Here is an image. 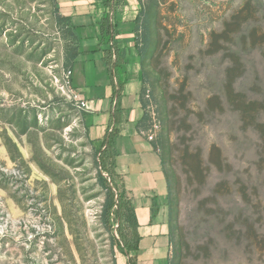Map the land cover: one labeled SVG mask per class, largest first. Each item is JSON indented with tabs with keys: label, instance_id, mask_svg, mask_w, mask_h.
I'll return each instance as SVG.
<instances>
[{
	"label": "rangeland",
	"instance_id": "374dc122",
	"mask_svg": "<svg viewBox=\"0 0 264 264\" xmlns=\"http://www.w3.org/2000/svg\"><path fill=\"white\" fill-rule=\"evenodd\" d=\"M56 1L0 0V264H134L128 197L117 215L112 158L66 82L76 40ZM115 5L139 16L140 130L171 188L172 240L137 264H264V0Z\"/></svg>",
	"mask_w": 264,
	"mask_h": 264
},
{
	"label": "crops",
	"instance_id": "0c3cea01",
	"mask_svg": "<svg viewBox=\"0 0 264 264\" xmlns=\"http://www.w3.org/2000/svg\"><path fill=\"white\" fill-rule=\"evenodd\" d=\"M57 3L77 36L71 86L87 105V136L101 148L112 134V171L138 223V258L157 254L170 244V185L160 152L140 130L145 81L136 13L119 11L117 0ZM108 15L115 29L112 41L101 29Z\"/></svg>",
	"mask_w": 264,
	"mask_h": 264
},
{
	"label": "trees",
	"instance_id": "16d2710c",
	"mask_svg": "<svg viewBox=\"0 0 264 264\" xmlns=\"http://www.w3.org/2000/svg\"><path fill=\"white\" fill-rule=\"evenodd\" d=\"M56 3H57V1H56ZM56 7H57V9L59 10V5H58V3L56 4ZM110 15V14H109ZM106 16V17H104L102 20H101V29H102V34H103V36H106L107 38H109V39H111V41H112V38H113V36H114V34H115V29H114V25L112 24L113 22H112V20H111V18H110V16ZM57 18H58V20L60 21V22H67L68 23V25H69V29H70V32L71 33H73V36H74V38H75V40H76V48L74 49V51H73V53H72V55H71V57L69 58V60H68V66H69V68H72V66H73V63H74V61H75V59H76V57H77V55H78V46H77V36L75 35V33H74V29H73V27H72V25H71V23H70V20L68 19V18H66V17H64V16H62L61 14H58L57 15ZM139 21V16L136 18V20H135V23L137 24V22ZM138 32H139V30H138V28H137V26H136V33L138 34ZM138 39H139V37L137 36V42H138V49H139V54H140V56H141V58H142V64H143V53H144V48H140V43H139V41H138ZM110 41V42H111ZM109 42V43H110ZM146 42H147V39H146ZM144 44H146L145 42H144ZM144 72V81H145V79H146V73H145V71H143ZM145 89H146V85H145ZM144 89V94H145V92H146V90ZM144 94H143V97H144ZM143 107H146V104H145V102H144V100H143ZM147 120H148V115H144V118L141 120V122H140V126L142 125V124H144V123H146L147 122ZM111 136H112V134L111 133H109L108 135H107V140H105L104 141V143H103V145H102V147L101 148H98V149H100V155H102V156H104V155H106V156H109V157H111L112 158V155H111V153H110V149H111ZM152 144H153V146H154V148L157 150V151H159V149H158V147H157V144L156 143H154V142H151ZM161 155V154H160ZM161 157H162V155H161ZM162 160H163V157H162ZM163 164H164V161H163ZM112 174H113V171H112ZM167 174V173H166ZM168 177V176H167ZM113 183V182H112ZM168 183H169V185H170V182H169V178H168ZM114 184V183H113ZM115 186H116V184H114ZM118 188V187H117ZM117 190V189H116ZM117 196H118V198H119V200L118 201H116L115 202V206H116V208H118L117 209V215H120L121 214V209H122V207L121 206H119V204H121V202L120 201H122V199H123V196H126V194L123 192V191H121L120 189H118V191H117ZM127 197V196H126ZM110 204V203H109ZM113 205V203L111 202V204L110 205H108V207H107V212L110 210V207ZM128 207L130 208V212H132V214L130 215V220H131V222H132V226H133V232H134V237L136 238V241H135V243H134V246H131V248H130V252H133L134 254H136V255H132V256H130L131 254H130V252H129V254H127V256H130V260L132 259V258H134L135 260H133V263L134 264H137V262H136V260H137V257H138V255H137V251H138V249H139V240H140V235H139V233H138V223H137V220H136V218H135V215H134V212H133V208H132V206H131V202H130V200H129V198H128ZM172 235H173V218H172V201H171V188H170V241L172 240L171 238H172ZM132 257V258H131Z\"/></svg>",
	"mask_w": 264,
	"mask_h": 264
},
{
	"label": "built area",
	"instance_id": "2783aa9c",
	"mask_svg": "<svg viewBox=\"0 0 264 264\" xmlns=\"http://www.w3.org/2000/svg\"><path fill=\"white\" fill-rule=\"evenodd\" d=\"M65 78H66V82H67V84H68V85H71V84H72V83H71L72 70H69V71L66 72V74H65ZM72 94H73L74 98H75L77 101H79V102L81 103L82 109H83L84 111L87 110V105H86V103H85L82 99H80V98L78 97V95H77L74 91H72ZM147 139H148L149 141H151V140H153V136H152V135H149Z\"/></svg>",
	"mask_w": 264,
	"mask_h": 264
}]
</instances>
